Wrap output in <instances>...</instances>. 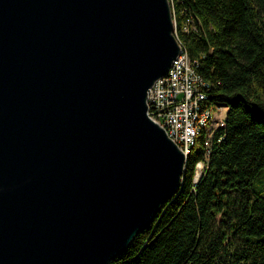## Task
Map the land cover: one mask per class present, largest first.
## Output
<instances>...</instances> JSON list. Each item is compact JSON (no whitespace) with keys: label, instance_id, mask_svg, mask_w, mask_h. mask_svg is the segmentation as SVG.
Returning <instances> with one entry per match:
<instances>
[{"label":"water","instance_id":"1","mask_svg":"<svg viewBox=\"0 0 264 264\" xmlns=\"http://www.w3.org/2000/svg\"><path fill=\"white\" fill-rule=\"evenodd\" d=\"M175 25L171 0H0V264H109L178 193L148 113Z\"/></svg>","mask_w":264,"mask_h":264},{"label":"trees","instance_id":"2","mask_svg":"<svg viewBox=\"0 0 264 264\" xmlns=\"http://www.w3.org/2000/svg\"><path fill=\"white\" fill-rule=\"evenodd\" d=\"M171 2L211 114L178 193L109 264H264V0Z\"/></svg>","mask_w":264,"mask_h":264},{"label":"built area","instance_id":"3","mask_svg":"<svg viewBox=\"0 0 264 264\" xmlns=\"http://www.w3.org/2000/svg\"><path fill=\"white\" fill-rule=\"evenodd\" d=\"M205 91H209L208 88L195 79L192 65L185 62L184 58H175L169 73L156 80L149 88V115L166 129L183 151L191 133L205 113L202 109ZM217 106L216 123H219L225 106ZM196 175H199L198 165Z\"/></svg>","mask_w":264,"mask_h":264},{"label":"bare ground","instance_id":"4","mask_svg":"<svg viewBox=\"0 0 264 264\" xmlns=\"http://www.w3.org/2000/svg\"><path fill=\"white\" fill-rule=\"evenodd\" d=\"M176 58H184L185 62H188L189 65H192V73H194L195 79H197V81H200V83L202 84V86L208 88V90L210 89L211 83L210 81H208L204 76H202L197 68H198V62H193L192 58H190L188 56V54L183 51L182 53H179V55ZM169 73V71H168ZM207 93L208 91H205V97L202 98V109L205 110V113H203L202 119L199 120V123H197L196 125V129L193 130V133H191L190 139H188L187 141V145H185V155L188 154L189 150H191L192 146L195 145L197 136L200 134L202 128L205 126V124L208 121V118L210 117V109L207 107ZM187 156V155H186ZM201 171H199V175ZM198 175H196L197 177Z\"/></svg>","mask_w":264,"mask_h":264},{"label":"rangeland","instance_id":"5","mask_svg":"<svg viewBox=\"0 0 264 264\" xmlns=\"http://www.w3.org/2000/svg\"><path fill=\"white\" fill-rule=\"evenodd\" d=\"M175 29H176V25H175ZM176 33H177V29H176ZM177 35V37H178V34H176ZM178 40H179V42H180V44H181V46H182V50H181V52L180 53H182L183 51H185L186 53H188L186 50H185V48L183 47V44H182V41L180 40V38L178 37ZM189 54V53H188ZM190 56V55H189ZM190 58H192L191 56H190ZM192 60H193V62H196L195 60H197V62H199L198 61V59H196V58H192ZM208 103V102H207ZM224 112H225V114H226V109L224 108ZM197 138H198V136H197ZM197 140V139H196ZM197 142V141H196ZM196 142H195V145H196ZM195 145H193V146H195ZM192 146V147H193ZM190 151L191 150H189V152H188V154L190 153ZM184 153H185V151H184ZM188 154H186L187 156H188ZM187 156H186V161H187ZM198 169L200 170V169H202V165H200L199 167H198ZM199 170H198V172H199Z\"/></svg>","mask_w":264,"mask_h":264}]
</instances>
